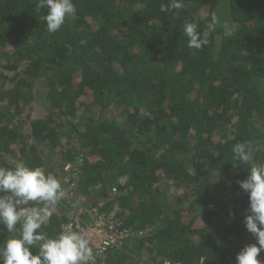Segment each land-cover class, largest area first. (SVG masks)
Returning <instances> with one entry per match:
<instances>
[{
    "label": "trees",
    "instance_id": "obj_1",
    "mask_svg": "<svg viewBox=\"0 0 264 264\" xmlns=\"http://www.w3.org/2000/svg\"><path fill=\"white\" fill-rule=\"evenodd\" d=\"M36 2L0 0V166L60 182L79 168L74 202L130 232L102 264H236L256 242L238 183L250 166L231 159L250 142L264 160V0H184L178 15L168 0H73L55 33ZM213 14L209 44L189 48L184 24ZM57 208L49 236L71 220Z\"/></svg>",
    "mask_w": 264,
    "mask_h": 264
},
{
    "label": "clouds",
    "instance_id": "obj_2",
    "mask_svg": "<svg viewBox=\"0 0 264 264\" xmlns=\"http://www.w3.org/2000/svg\"><path fill=\"white\" fill-rule=\"evenodd\" d=\"M184 6V0H168L167 4L161 3L160 11L178 15ZM35 7L37 11L47 9L49 33L57 32L77 11L73 0H37ZM217 24L214 14L203 30L198 22H186L183 35L188 38V47L200 50L208 45ZM233 31L234 27L227 28L228 35ZM253 153L250 142L237 143L232 148L234 166H250L247 178L238 183L249 197L244 224L256 238L255 243L240 249L236 264H264L258 259L264 251V160L255 162ZM63 197L60 180L43 167L29 166L23 160H16L12 166H0V226L7 232V237L0 241V264H89L93 242L88 232L72 224L63 225L54 236L42 230Z\"/></svg>",
    "mask_w": 264,
    "mask_h": 264
},
{
    "label": "built area",
    "instance_id": "obj_3",
    "mask_svg": "<svg viewBox=\"0 0 264 264\" xmlns=\"http://www.w3.org/2000/svg\"><path fill=\"white\" fill-rule=\"evenodd\" d=\"M80 162H83V159H80ZM73 164L66 163L64 165V170L66 171V176L64 177L61 184H65L64 197L60 199L56 205V209L59 204H65L67 207L71 209L74 199L72 198L75 190L78 188V184L76 182H70L71 178L77 177V170L79 168L73 167ZM117 189L114 187L113 192H116ZM101 205V204H100ZM74 211V212H73ZM74 213L71 220L66 224H72L79 229H83L88 232L91 236L93 242V258L90 261H93V264H102L98 261L99 258L103 255L104 252L108 250L109 247L115 245L117 243H121L124 238H127L130 235L128 230L117 229L118 219L116 217L115 212L106 213L103 210L101 211L100 207H88L83 206L81 208H77L75 210H71ZM166 264H174V263H166Z\"/></svg>",
    "mask_w": 264,
    "mask_h": 264
},
{
    "label": "rangeland",
    "instance_id": "obj_4",
    "mask_svg": "<svg viewBox=\"0 0 264 264\" xmlns=\"http://www.w3.org/2000/svg\"><path fill=\"white\" fill-rule=\"evenodd\" d=\"M98 113V112H97ZM80 198H82V197H78L77 196V200H76V202H74V204L72 205V208H74V209H71V210H75V209H79V208H81V207H83L84 205L79 201V199ZM87 202V200H84V203H86ZM169 206L171 207L172 206V203H170L169 204ZM74 212V211H73ZM73 212H69V213H67L68 214V216H70V217H73V215H74V213Z\"/></svg>",
    "mask_w": 264,
    "mask_h": 264
}]
</instances>
